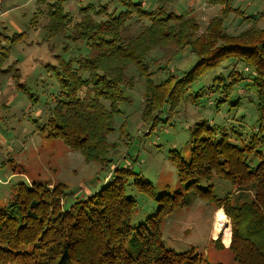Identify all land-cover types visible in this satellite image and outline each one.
Masks as SVG:
<instances>
[{
	"label": "trees",
	"instance_id": "16d2710c",
	"mask_svg": "<svg viewBox=\"0 0 264 264\" xmlns=\"http://www.w3.org/2000/svg\"><path fill=\"white\" fill-rule=\"evenodd\" d=\"M206 1L220 11L201 33L191 11L178 13L162 0H119L120 8L110 9L88 0L71 27L64 0L33 13V26L38 12L48 38H65L79 50L72 57L65 42L57 64L47 65L58 90L36 128L100 170L85 195L59 180L17 182L0 200V264H264V4L248 13L234 0ZM232 18L235 32L228 31ZM183 53L195 60L179 70ZM7 58L8 48L0 45V66ZM13 68L0 70L18 78ZM137 82L143 84V119L184 96L212 98L219 112V122H195L186 154L170 150L178 178L173 189H156L120 159L117 148L129 138L124 129L109 140L126 91ZM215 179L229 184L223 195ZM138 195L155 203L149 212ZM195 199L221 208L230 220L228 247L218 243L230 260L211 263L194 247L176 252L164 245L163 219Z\"/></svg>",
	"mask_w": 264,
	"mask_h": 264
},
{
	"label": "rangeland",
	"instance_id": "374dc122",
	"mask_svg": "<svg viewBox=\"0 0 264 264\" xmlns=\"http://www.w3.org/2000/svg\"><path fill=\"white\" fill-rule=\"evenodd\" d=\"M41 1L2 0L0 5V45L8 48V58L0 67L12 70L14 66L19 74L18 78H14L13 71L0 70V200L3 201L10 197L19 181L30 183L32 180H48L55 183L59 180L68 183L79 194H89L93 188L91 179L97 177L100 170L98 163L85 162L79 152L69 151L59 141L45 138L36 128L46 120L49 105L52 106L53 95L58 90V82L49 73L47 65L57 64L56 56H61L66 51L65 42L70 47L69 54L72 57L79 52L74 43L65 38H48L40 23L38 24V12L35 16L37 25L30 23L37 8L45 12L48 3L57 0ZM101 1L108 3L109 9L120 8L119 0ZM87 2L88 0H64L63 6L72 17L69 27L80 18L78 11ZM144 2L155 5L153 0H143ZM162 2L178 13L191 11L199 24L200 33L204 32L209 20L220 11L219 5L209 4L206 0ZM233 4H240L250 13L261 8L264 0H234ZM235 19H231L228 27L230 32L237 30ZM15 35V40L10 42V38ZM162 54L161 51V56ZM189 54L179 56L182 59L177 62V69L181 70L194 62L195 57ZM163 59L158 63L162 65L165 61ZM174 65L175 63L169 65V68L173 69ZM156 76L161 79V73ZM126 99L120 104L122 114L116 116L117 126L115 132L109 135V140H118L119 131L124 129L129 138L117 148L120 159L124 163H130L135 170L142 171L156 189H162L166 185L173 189L178 178L176 167L170 158V150L175 148L183 155L187 153L186 142L195 122L201 119L219 122V112H215L210 105L212 98H207L208 101L200 99L198 102H192L186 96L180 102L168 99L152 110V116L147 119L142 118L141 82L135 83L134 88L127 89ZM240 111H235V115ZM101 181L97 179L95 184L99 185ZM217 181L224 180H213L219 185L216 192L223 195L229 184L227 181ZM138 199L145 212H149L155 205L144 195H138ZM218 209L221 208L195 199L191 207L169 214L163 219L161 227L164 245L176 252L194 247L211 263L230 260L231 256L226 248L219 250L218 243L225 246L222 242L223 232L214 235L213 231ZM224 216L231 237V222L225 214ZM230 240L231 238L229 243Z\"/></svg>",
	"mask_w": 264,
	"mask_h": 264
},
{
	"label": "bare ground",
	"instance_id": "6f19581e",
	"mask_svg": "<svg viewBox=\"0 0 264 264\" xmlns=\"http://www.w3.org/2000/svg\"><path fill=\"white\" fill-rule=\"evenodd\" d=\"M226 220L225 216L222 213V211L219 209L216 211L215 214V226H214V235L217 234L218 232H223V242L228 243L229 238H230V233L229 229L226 226Z\"/></svg>",
	"mask_w": 264,
	"mask_h": 264
},
{
	"label": "crops",
	"instance_id": "0c3cea01",
	"mask_svg": "<svg viewBox=\"0 0 264 264\" xmlns=\"http://www.w3.org/2000/svg\"><path fill=\"white\" fill-rule=\"evenodd\" d=\"M219 210V209H218ZM221 210V209H220ZM222 211V210H221ZM223 213V212H222ZM224 214V213H223ZM214 231V230H213ZM222 242H223V239H222ZM224 243V242H223ZM228 243H229V241H228ZM228 243H224L225 244V246L228 244Z\"/></svg>",
	"mask_w": 264,
	"mask_h": 264
},
{
	"label": "built area",
	"instance_id": "2783aa9c",
	"mask_svg": "<svg viewBox=\"0 0 264 264\" xmlns=\"http://www.w3.org/2000/svg\"><path fill=\"white\" fill-rule=\"evenodd\" d=\"M1 3H2V0H0V5H1Z\"/></svg>",
	"mask_w": 264,
	"mask_h": 264
}]
</instances>
